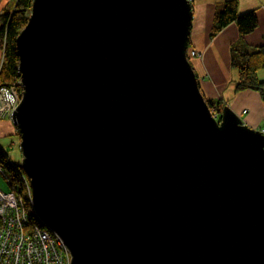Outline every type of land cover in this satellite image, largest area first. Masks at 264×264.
Masks as SVG:
<instances>
[{
	"label": "water",
	"instance_id": "obj_1",
	"mask_svg": "<svg viewBox=\"0 0 264 264\" xmlns=\"http://www.w3.org/2000/svg\"><path fill=\"white\" fill-rule=\"evenodd\" d=\"M190 0H33L11 122L70 264H264V134L214 114Z\"/></svg>",
	"mask_w": 264,
	"mask_h": 264
},
{
	"label": "crops",
	"instance_id": "obj_2",
	"mask_svg": "<svg viewBox=\"0 0 264 264\" xmlns=\"http://www.w3.org/2000/svg\"><path fill=\"white\" fill-rule=\"evenodd\" d=\"M14 1L0 0V15L10 10ZM225 1L191 0L193 17L199 10L200 18L198 24L193 27V23L190 28L188 49L199 54L190 63L206 101H221L246 126L261 130L264 127V99L255 90H235L237 70L231 66V49L236 45L248 49L264 46V0H238L239 14L256 13L257 28L252 33L241 37L236 25L230 24L211 38L215 13ZM1 58L0 49V61ZM257 78L264 82V68L257 72ZM16 134L9 118L0 119V149L11 161L20 164L22 155Z\"/></svg>",
	"mask_w": 264,
	"mask_h": 264
},
{
	"label": "trees",
	"instance_id": "obj_3",
	"mask_svg": "<svg viewBox=\"0 0 264 264\" xmlns=\"http://www.w3.org/2000/svg\"><path fill=\"white\" fill-rule=\"evenodd\" d=\"M33 0H15L12 8L0 15V49L2 58L0 61V89L16 88L20 94L18 72V56L16 51V38L27 24L30 16ZM220 10L218 7L210 37H215L223 28L230 24H235L241 37L252 33L257 28V16L254 11L239 14L238 0H226ZM191 51L187 49L189 62L193 57ZM231 66L237 70V83L235 90H255L264 99V82L257 78V72L264 68V46L248 49L236 45L231 49ZM210 110L214 114L225 107L221 101H207ZM264 131V127L261 128ZM16 136L20 137L18 134ZM0 169L7 185L21 195L23 205L30 212L29 222L31 225L43 224L34 215L28 196L25 193V173L19 163H15L0 149Z\"/></svg>",
	"mask_w": 264,
	"mask_h": 264
},
{
	"label": "built area",
	"instance_id": "obj_4",
	"mask_svg": "<svg viewBox=\"0 0 264 264\" xmlns=\"http://www.w3.org/2000/svg\"><path fill=\"white\" fill-rule=\"evenodd\" d=\"M190 56L194 58L199 54L191 51ZM3 95L10 104L1 101L0 111L7 110L10 115L19 104L20 94L11 87L1 88L0 98ZM23 177L31 206L30 185ZM10 189V192L0 190V264H70L69 253L61 239L45 227L31 225L30 213L24 207L21 195Z\"/></svg>",
	"mask_w": 264,
	"mask_h": 264
},
{
	"label": "rangeland",
	"instance_id": "obj_5",
	"mask_svg": "<svg viewBox=\"0 0 264 264\" xmlns=\"http://www.w3.org/2000/svg\"><path fill=\"white\" fill-rule=\"evenodd\" d=\"M219 7H220V10H221L223 5L220 4ZM192 11H193V9H192ZM193 18H192L193 19L192 20V24L194 23L193 24V27H194V26H196L198 24V21H199V18H200L199 10L196 11V15ZM0 112H2L0 114V119H2L3 117L8 119L7 110H1ZM0 190H2L3 192H10L11 191L10 187L7 185V182L5 181L4 177L1 174H0Z\"/></svg>",
	"mask_w": 264,
	"mask_h": 264
},
{
	"label": "bare ground",
	"instance_id": "obj_6",
	"mask_svg": "<svg viewBox=\"0 0 264 264\" xmlns=\"http://www.w3.org/2000/svg\"><path fill=\"white\" fill-rule=\"evenodd\" d=\"M191 1V0H190ZM19 89H20V100H21V92H22V89H21V86H20V79H19ZM1 100H0V103H1V101H3V102H5L6 104L8 103V104H10V102L7 100V97L6 96H1V98H0ZM19 103H20V101H19ZM19 105V104H18ZM17 105V106H18ZM16 109V108H15ZM14 109V110H15ZM13 110V111H14ZM12 114V113H11ZM11 114L10 115H7V117L10 119L11 118ZM3 119H5L4 117H3ZM11 120V119H10ZM16 129V128H15ZM17 132V131H16ZM18 134V133H17ZM19 143H20V140H19ZM25 177H26V175H25ZM27 178V177H26ZM27 180H28V182H29V179L27 178ZM44 226V225H43ZM45 227V226H44ZM47 229V228H46Z\"/></svg>",
	"mask_w": 264,
	"mask_h": 264
}]
</instances>
